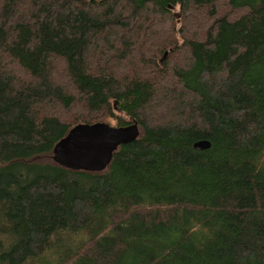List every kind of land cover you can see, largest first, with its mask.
Listing matches in <instances>:
<instances>
[{
	"label": "trees",
	"instance_id": "obj_1",
	"mask_svg": "<svg viewBox=\"0 0 264 264\" xmlns=\"http://www.w3.org/2000/svg\"><path fill=\"white\" fill-rule=\"evenodd\" d=\"M224 1L0 0V264H264V0ZM110 120L105 170L52 160Z\"/></svg>",
	"mask_w": 264,
	"mask_h": 264
},
{
	"label": "water",
	"instance_id": "obj_2",
	"mask_svg": "<svg viewBox=\"0 0 264 264\" xmlns=\"http://www.w3.org/2000/svg\"><path fill=\"white\" fill-rule=\"evenodd\" d=\"M136 122L116 126L105 121L76 123L53 146L52 160L73 171L101 172L110 164L119 146L139 136ZM210 146L207 141L194 143L197 150Z\"/></svg>",
	"mask_w": 264,
	"mask_h": 264
},
{
	"label": "rangeland",
	"instance_id": "obj_3",
	"mask_svg": "<svg viewBox=\"0 0 264 264\" xmlns=\"http://www.w3.org/2000/svg\"><path fill=\"white\" fill-rule=\"evenodd\" d=\"M220 4H222L223 6L220 9H218L219 13L225 14V16L227 17L231 11L229 10L228 7L224 6V4H226V1L221 0L219 5ZM219 5H218V7H219ZM175 15L176 16L173 20L174 33H177L180 28H182L184 32L191 31L192 33H195V34L203 33L209 27V25L212 22V20H209L204 14H202L203 18L201 17L200 20L194 19L193 17H189V16L183 17L181 15V13H176ZM159 46H160V42L157 39V43H156L155 47L149 48L146 52V56L148 58H150V57L155 58V61H160V60H164V59L169 60L173 56L177 55V53L175 52V49L173 47H171L169 49H164V48H161ZM116 113H118V112L116 111ZM121 116L124 117L123 114H121ZM110 123L112 125H115L114 120H110Z\"/></svg>",
	"mask_w": 264,
	"mask_h": 264
}]
</instances>
